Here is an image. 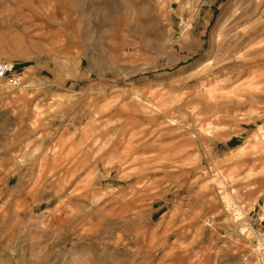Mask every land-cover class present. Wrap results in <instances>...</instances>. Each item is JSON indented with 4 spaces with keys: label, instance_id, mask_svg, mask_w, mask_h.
Here are the masks:
<instances>
[{
    "label": "rangeland",
    "instance_id": "374dc122",
    "mask_svg": "<svg viewBox=\"0 0 264 264\" xmlns=\"http://www.w3.org/2000/svg\"><path fill=\"white\" fill-rule=\"evenodd\" d=\"M1 59L0 264H260L264 0H0Z\"/></svg>",
    "mask_w": 264,
    "mask_h": 264
},
{
    "label": "built area",
    "instance_id": "2783aa9c",
    "mask_svg": "<svg viewBox=\"0 0 264 264\" xmlns=\"http://www.w3.org/2000/svg\"><path fill=\"white\" fill-rule=\"evenodd\" d=\"M15 64L12 61L1 59L0 60V81H7L13 87L20 86L23 77L21 73L15 69ZM260 264H264V235L261 239V258Z\"/></svg>",
    "mask_w": 264,
    "mask_h": 264
},
{
    "label": "crops",
    "instance_id": "0c3cea01",
    "mask_svg": "<svg viewBox=\"0 0 264 264\" xmlns=\"http://www.w3.org/2000/svg\"><path fill=\"white\" fill-rule=\"evenodd\" d=\"M261 128H263V126H260ZM264 145V141L261 143L260 146ZM255 173H253V169L248 168L247 172L244 174L243 178H248L245 179L244 181H248L249 179H251L252 175H254ZM251 182V181H250ZM252 187L250 186L249 189H251Z\"/></svg>",
    "mask_w": 264,
    "mask_h": 264
},
{
    "label": "bare ground",
    "instance_id": "6f19581e",
    "mask_svg": "<svg viewBox=\"0 0 264 264\" xmlns=\"http://www.w3.org/2000/svg\"><path fill=\"white\" fill-rule=\"evenodd\" d=\"M5 60H7V59H5ZM264 133H262V135H263Z\"/></svg>",
    "mask_w": 264,
    "mask_h": 264
}]
</instances>
